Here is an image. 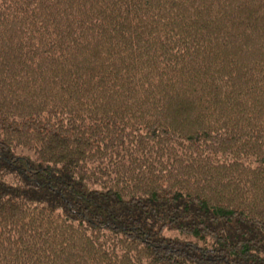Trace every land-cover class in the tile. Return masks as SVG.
Segmentation results:
<instances>
[{"label": "trees", "instance_id": "16d2710c", "mask_svg": "<svg viewBox=\"0 0 264 264\" xmlns=\"http://www.w3.org/2000/svg\"><path fill=\"white\" fill-rule=\"evenodd\" d=\"M0 264H264V0H0Z\"/></svg>", "mask_w": 264, "mask_h": 264}]
</instances>
